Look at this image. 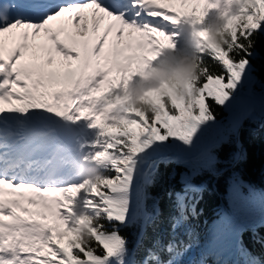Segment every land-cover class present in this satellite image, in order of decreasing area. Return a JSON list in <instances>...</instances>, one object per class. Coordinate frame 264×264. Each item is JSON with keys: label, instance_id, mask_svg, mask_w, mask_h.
<instances>
[{"label": "snow or ice", "instance_id": "snow-or-ice-1", "mask_svg": "<svg viewBox=\"0 0 264 264\" xmlns=\"http://www.w3.org/2000/svg\"><path fill=\"white\" fill-rule=\"evenodd\" d=\"M86 9L93 31L97 20H108L91 48L76 38L84 35ZM217 14L226 21L227 41L204 47L207 21ZM70 27L76 29L71 35ZM186 27L199 41L197 77L185 84L183 96L165 86L153 90L147 113L130 107V87L177 50L178 29ZM111 29L118 33L116 44L137 36L148 42L137 39L135 53L122 59L131 44L113 45L112 60L101 65L95 52ZM41 32L50 39L47 47L29 42ZM262 33L264 0H0V264H140L136 250L161 215L158 200L149 207L147 191L161 178L160 165L188 168L181 175L185 193L198 191L191 183L200 172L194 165L216 162L219 144L206 140L219 123L216 107L237 110L233 133L256 113L252 59ZM9 37L20 42L8 47ZM54 51L62 59L54 60ZM81 119L98 130L83 161L102 165L95 182L81 177L80 163L49 127ZM25 193L33 194L27 204L41 211L23 203ZM184 201L177 193L180 215L172 218L173 229L186 220ZM86 223L90 240L83 245L77 233ZM133 225L139 232L130 251L119 227ZM189 247L172 242L171 259L149 251L143 264H181Z\"/></svg>", "mask_w": 264, "mask_h": 264}, {"label": "trees", "instance_id": "trees-1", "mask_svg": "<svg viewBox=\"0 0 264 264\" xmlns=\"http://www.w3.org/2000/svg\"><path fill=\"white\" fill-rule=\"evenodd\" d=\"M206 27L208 30V21ZM196 50L186 39L177 41V50L171 53L173 63L175 57L191 55ZM254 53L253 75L258 81L254 87L256 113L233 133L230 121L237 110L228 113L216 107L219 123L206 135L208 142L219 144L214 150L216 162L211 167H204L202 163L194 165L200 172L192 177L191 183L198 191L185 193L181 175L189 173L188 168L160 165L162 176L147 191L153 198L148 202L149 207L158 200L161 215L146 230L141 247L136 250L135 258L140 264L149 251L161 261L171 259L172 253L167 249L172 242L190 245L180 258L181 264H200L202 258L207 259L208 264H264V33L257 36ZM97 132L92 129L93 140ZM177 193L185 196L186 220L173 229L172 218L180 215ZM103 223L111 230L110 224ZM83 225H88L89 233L90 225ZM119 232L127 239L130 251L133 250L138 226H120ZM232 234L239 235L237 244L232 243Z\"/></svg>", "mask_w": 264, "mask_h": 264}, {"label": "clouds", "instance_id": "clouds-1", "mask_svg": "<svg viewBox=\"0 0 264 264\" xmlns=\"http://www.w3.org/2000/svg\"><path fill=\"white\" fill-rule=\"evenodd\" d=\"M225 19L219 14L211 16L208 19V32L207 38L204 41V47L207 45H216L222 47L227 41V36L224 32ZM185 31L188 32L190 38L193 41H197L198 38L192 35L190 27H186ZM197 77V65H196V53L191 55H180L175 57V63H173V57L171 53L165 54L159 60V63H155L152 70L147 76L141 80H137L129 89V106L132 108L140 109L144 112L151 110L150 105L146 103L153 90L165 86L167 90L173 91L178 96L185 94V84ZM102 165L93 164L83 170V179L88 181H97L101 178L103 173L101 172ZM77 211L80 214H84L79 208ZM88 225L82 226V231L77 233L80 237V243L87 245L90 240L88 231L86 230Z\"/></svg>", "mask_w": 264, "mask_h": 264}, {"label": "rangeland", "instance_id": "rangeland-1", "mask_svg": "<svg viewBox=\"0 0 264 264\" xmlns=\"http://www.w3.org/2000/svg\"><path fill=\"white\" fill-rule=\"evenodd\" d=\"M104 24V23H103ZM179 30V29H178ZM98 31H101V29H99ZM99 34H102V32H99ZM100 37V35L99 36H97V38H96V40L98 39ZM115 37H116V35H113L112 33H108V35H107V37H106V42H105V44H104V46H103V48H102V50H99V51H96L95 52V59L101 64V65H103L104 63H105V60L107 59V61H109L110 62V60H112V52H113V45H115L117 48H123V46H124V43H126V42H128V43H130L131 44V47L130 48H126V49H124V51L120 54V55H123V54H125V55H132V54H134L135 53V45H136V42H137V39L141 42V43H144V44H147V42H148V37L147 36H137V38L136 39H133V40H131L130 42L128 41V39H127V37H125L124 38V40L123 41H121L119 44H116V40H115ZM190 37V36H189ZM179 38H181V36L179 37ZM192 40V39H191ZM41 42H42V40H39V42H36V43H34L35 45H37L38 47L39 46H41ZM96 42V41H95ZM192 42H193V40H192ZM49 46V45H48ZM47 47V46H46ZM69 55H72V56H74L75 55V53L73 52V53H68ZM52 55H53V58H54V60H60V59H62V57H57L56 56V53H55V51L52 53ZM70 65H71V67H75L76 66V61L75 60H72V61H70V62H68ZM83 120L81 119V120H79L76 124L81 128V131H82V134H81V138L79 139V143H78V151H79V153H80V155H81V157L83 156V154L85 153V151L86 150H88L90 147H89V144H90V141H91V133L89 132V130L88 131H86L85 129H87V128H85L84 126H83ZM81 145H84V147L83 148H81L80 146ZM82 170H84L83 168L82 169H80V171H82ZM27 195H26V197H23L22 198V201H23V203L26 205V206H28V207H30L31 209H32V211L33 212H37V211H41V209H40V207L38 206V205H34L35 207H33L32 205H28L27 204V200H28V198L29 197H31L33 194H30V193H26ZM46 195H49V196H52V195H55V194H51V193H49V194H46ZM224 218H225V216H224ZM226 220H227V217L225 218ZM231 241H232V243L235 241V234H232V236H231Z\"/></svg>", "mask_w": 264, "mask_h": 264}, {"label": "bare ground", "instance_id": "bare-ground-1", "mask_svg": "<svg viewBox=\"0 0 264 264\" xmlns=\"http://www.w3.org/2000/svg\"><path fill=\"white\" fill-rule=\"evenodd\" d=\"M86 13H88V19H87V23L84 24L83 21H81V24H82V28H81V31L84 32V35L83 36H78L76 37L78 40H81L84 42V44L82 46H86V47H89L91 48L93 43H95V39H96V35L99 34V32H102V35L105 33V30L107 29V26H108V22L106 23L104 29L102 31H98V27L100 26V22L99 20L96 21V28H95V31H93V21H92V17H91V14H90V9H86L84 10ZM91 25V27L89 26ZM86 29V31H85ZM109 31H112L113 34L117 35L118 33H116V30L115 29H111ZM108 31V33H109ZM76 32V29L73 28V27H70L69 29V35H71L72 33H75ZM41 34H43V32H41ZM63 36V33L61 34ZM19 38H11L9 37L7 40H6V46L8 47H12V46H15V44L19 43ZM59 121V120H58ZM52 123V122H51Z\"/></svg>", "mask_w": 264, "mask_h": 264}, {"label": "water", "instance_id": "water-1", "mask_svg": "<svg viewBox=\"0 0 264 264\" xmlns=\"http://www.w3.org/2000/svg\"><path fill=\"white\" fill-rule=\"evenodd\" d=\"M58 137L64 141L67 145L73 146L76 139L78 138L80 131L77 127L67 124V125H58L54 126Z\"/></svg>", "mask_w": 264, "mask_h": 264}]
</instances>
